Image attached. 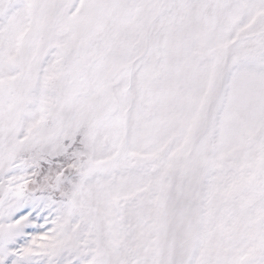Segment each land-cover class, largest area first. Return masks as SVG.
I'll return each instance as SVG.
<instances>
[{
  "label": "snow or ice",
  "instance_id": "1",
  "mask_svg": "<svg viewBox=\"0 0 264 264\" xmlns=\"http://www.w3.org/2000/svg\"><path fill=\"white\" fill-rule=\"evenodd\" d=\"M0 264H264V0H0Z\"/></svg>",
  "mask_w": 264,
  "mask_h": 264
}]
</instances>
